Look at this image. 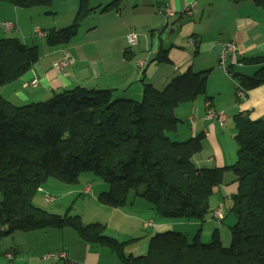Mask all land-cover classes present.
Segmentation results:
<instances>
[{
	"label": "trees",
	"instance_id": "obj_1",
	"mask_svg": "<svg viewBox=\"0 0 264 264\" xmlns=\"http://www.w3.org/2000/svg\"><path fill=\"white\" fill-rule=\"evenodd\" d=\"M55 1L0 3L32 9L50 7ZM88 1H81L72 25L46 32L49 47L68 45L77 37L84 18L95 10ZM119 2L103 11L116 9ZM253 3L264 9V0ZM39 60L37 46L0 38V89L18 81ZM156 61L170 63L166 52ZM240 62L264 65V57ZM232 75L245 95L264 84V67L253 76ZM208 76V71L190 70L163 90L145 85L141 101L116 100L112 90L81 87L23 106L0 96V240L15 233L67 228L88 245L108 248L121 264H264V119L233 117L238 158L226 168L195 164L203 135L185 142L172 137L182 123L177 108L199 97L209 100ZM226 172H232L238 183L227 207L236 220L230 228L229 247H224L218 230L210 244L199 242L200 232L190 243L184 234L171 231L155 234L148 253L135 256L125 251L131 241L107 236L104 225H85L78 215H57L34 204L38 190L49 179L75 185L82 174L93 173L109 185V191L97 197L103 206L124 208L133 194L149 203L159 219L202 224Z\"/></svg>",
	"mask_w": 264,
	"mask_h": 264
},
{
	"label": "crops",
	"instance_id": "obj_2",
	"mask_svg": "<svg viewBox=\"0 0 264 264\" xmlns=\"http://www.w3.org/2000/svg\"><path fill=\"white\" fill-rule=\"evenodd\" d=\"M81 1L56 0L50 7L32 9H18L0 3V38L26 40L29 32L35 29L47 32L68 27L73 24ZM114 1L118 0H89V7L95 10L84 18L77 37L64 48L45 47V54L40 55L39 62L18 81L1 88L0 96L16 106H23L47 101L63 90L81 87L112 90L116 100L140 101L145 85L163 90L173 79L190 70L194 73L208 71L209 100L199 97L191 104L178 107L176 116L183 122L172 137L180 142L200 135L205 137L202 152L193 159L200 168L233 166L238 158L233 117L243 114L252 121L264 119V84L248 91L241 99L238 96L239 83L232 74L253 76L264 65L243 64L229 68L227 73L220 69V56L225 45L234 43L239 48L240 59L264 57V9L257 7L253 0H120L116 9L103 11ZM193 4L195 12L185 15L183 10ZM166 9L173 10L176 15L164 16ZM6 22L14 23L15 29L6 30L3 27ZM131 33L138 36V44H128L127 47V37ZM25 40L23 43L27 44ZM65 52L73 56L75 64L61 71L56 64ZM161 52L167 53L169 64L156 61ZM141 60L147 61L143 70L138 67ZM32 80H38L36 88L27 86ZM209 109L223 112L226 123L221 125L208 120ZM88 186L91 187L90 196L97 198L91 184H87L80 195H87ZM237 190L236 177L232 172H226L223 185L216 189L211 200V210L225 206L226 218L216 221L210 213L205 222L219 234L221 225L230 222L228 226L231 228L236 222L228 215L227 207ZM136 199L124 208L106 211L110 216L117 214L125 220L136 221L143 229L144 224L152 222L153 227L148 229L153 232L151 238L157 233L186 227L181 220L159 219L146 203L135 208ZM192 223V228L196 229L198 224ZM64 231L67 230L45 231L44 237L51 233L62 235L63 244L58 252H67L76 263L102 264L100 249L84 243L72 232L68 234L67 242ZM12 244L15 246L9 251L13 254L12 260L20 255L31 256L15 240ZM148 247V244H142L134 250L132 248L130 254L143 255Z\"/></svg>",
	"mask_w": 264,
	"mask_h": 264
},
{
	"label": "rangeland",
	"instance_id": "obj_3",
	"mask_svg": "<svg viewBox=\"0 0 264 264\" xmlns=\"http://www.w3.org/2000/svg\"><path fill=\"white\" fill-rule=\"evenodd\" d=\"M37 25L41 26V24H39V22H37ZM14 29H12V30H14ZM8 31H11V30H8ZM24 40L25 39H22L21 41L24 42ZM25 41H26L28 46H31V47L37 46L39 48V54L40 55L43 56L45 54V50H46L45 47L48 46L45 42V38H40L35 34V32L30 31L28 34V37ZM126 46L129 47L128 41L126 42ZM64 47L65 46H59V47H55V48H64ZM65 54H67V52L64 53L63 57L56 64V67L61 71L71 67L70 65L66 68L60 67V63L63 60ZM72 58H73V56H72ZM74 64H75V60H74ZM232 67L234 68L235 66H232L231 64L228 65L227 66V72H229V68H232ZM38 84H39L38 80H32L27 86L32 87V88H36L38 86ZM238 96L241 99H244L246 97V95H244V96L241 95L240 92L238 93ZM214 113L216 114L217 118L212 119V121H216L219 124L224 125L226 123V119H227L226 116L224 115V113L223 112H214ZM179 114H180V112H179ZM221 114H223L222 115L224 118L223 122H219L217 120L218 118H220L218 116ZM206 117H208V112L206 114ZM87 184L92 185L93 190L95 192V195H99L101 193L109 191V185L106 184L105 182H103L100 178H98L93 173L82 174L80 176L78 184H75V185L66 184V183L57 181L55 179H49L38 190V193L34 199V204L36 207L43 209L49 213H53V214H57V215H65V214L69 213L71 216H77L78 215L81 217L82 222L85 225L96 224V223L104 225L105 226V234L107 236H109V237L114 236L113 238L116 237L115 239L119 240L120 242L131 241L130 244L127 245V247L125 249L127 254H130V252H131L130 250L132 248L134 250L135 247L140 246L142 244H148V246H149V244H150L149 241H151V236H152L153 232H152V230L150 231L148 229L151 227L146 226L144 224V227L146 229L145 230L142 228V225L141 224L139 225L136 221L134 222L130 219L125 220L123 217H119V215H117V214H113L112 216H110L108 213L109 211H106V210H110V209H114V208H109V207L103 206L98 202V198L91 197L90 196V194H91V187L90 186H88L89 191H88V193L86 192V194H87L86 196L80 195L83 192L82 191L83 188ZM47 197L52 198L54 201H50ZM129 198H130L129 203L127 205L131 204V201L135 198V195L132 194V195H130ZM140 203H146L147 205L151 206L149 203H147L143 199L137 198L136 201H134V204H135L134 207L138 208ZM220 209L222 211H220ZM111 211L113 212V210H111ZM211 214H212V218L214 220L224 221L226 218L225 206L222 205L220 208L212 209ZM216 214H217V216H216ZM210 220L212 222H216V221H213L212 219H210ZM182 222L186 224V227H183L181 229L175 228V230L173 231L174 233H183L185 236L188 237L189 242L193 243V240L195 239V237H197L198 233L200 232L199 242L201 244L212 243V236H213V231L215 228L206 224L205 222L202 224L196 222V224H198V226L195 225L197 228L193 229L192 227L194 226L193 225L194 223L188 222V221H183V220H182ZM229 223H227V224L224 223L223 225H221L222 228H221L220 238L224 244V247H229L231 244V232H230V226H228ZM62 230H67V231H64L67 234L66 235L67 236L66 237L67 242L69 241L68 238L70 236L68 234L73 233L74 236L79 237L77 232L74 231L73 229H67L66 228V229H62ZM45 231L60 232L61 230L46 229V230H40V231H35V232H30V233H22L21 232V233H17V235H16L17 237H14V235H12L8 238L1 239L0 240V264H60L59 261L63 262V264H64L65 261H63L61 259H58V258H50L49 259V258H47V257H52V256L57 257L59 255L60 256L66 255L69 258L67 252H64V251L58 252L59 247L63 244V241H61L62 235H53V233H51L48 237H44ZM201 233H202V235H201ZM192 237H194V238H192ZM14 240L16 241L17 245H19L21 248L28 251L30 253L29 255H31V256L20 255L21 257L18 256V258L16 257L15 260H12L13 258L10 259L8 256H13V254L10 253L9 251H13V249L15 248V246H13V244H12V242ZM97 248L100 249L101 253H102V264H112V263L113 264H121L119 262V260L117 259L116 255L114 253H112L111 250H109L108 248H105V247H97ZM148 249H149V247H148ZM147 253H148V250L143 255H146ZM72 262H74V261H72ZM74 264H79V263L74 262Z\"/></svg>",
	"mask_w": 264,
	"mask_h": 264
},
{
	"label": "built area",
	"instance_id": "obj_4",
	"mask_svg": "<svg viewBox=\"0 0 264 264\" xmlns=\"http://www.w3.org/2000/svg\"><path fill=\"white\" fill-rule=\"evenodd\" d=\"M195 10H196V8H195V5L193 4V5L185 8L183 10V12L185 13V15L190 16V15H192L195 12ZM175 15H176L175 12L173 10H171V9H166L164 11V16H166V17H173ZM3 27L5 29H7V30H12V29L15 28V24L12 23V22H7V23H4L3 24ZM34 32L40 38H45L46 35H47L41 29H35ZM127 41H128V44L130 46H136L138 44V36L135 33H131V34L128 35ZM230 64L232 66H235V67H241V66H243V64L240 62V52H239V48L234 43H230V44L225 45V47H224V49L222 51V54L220 56V69H222L225 72H227V66L230 65ZM69 65L70 66L74 65V59L72 58V55L67 52V54H65L63 60L60 63V67L61 68H66ZM138 66H139L140 69L146 68L147 61L146 60H141L138 63ZM242 90L243 89L240 86H238V93L240 92V94L244 96L245 95V92L242 91ZM214 112H215L214 110L209 109V111H208V117H207L209 120L210 119L212 120V119L217 118L216 117V114ZM222 115L223 114H221L219 116L217 115L218 117H220V118L217 119L219 122H223L224 121L223 120L224 118H223ZM47 198L50 201H54L52 198H49V197H47ZM220 211H222V210L220 209ZM216 216H217V214H216ZM145 225L146 226H149V227H152L153 226L152 222H150V223L148 222ZM8 257L10 259L13 258V256H8ZM47 258H49V259L50 258H58V259H61V260L65 261L64 264H74V262H72L66 255L65 256L64 255L63 256H60L59 255L57 257L56 256H52V257H47Z\"/></svg>",
	"mask_w": 264,
	"mask_h": 264
}]
</instances>
